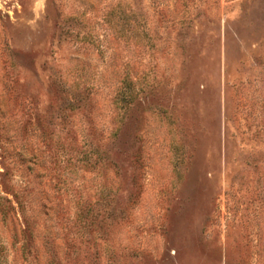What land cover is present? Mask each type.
Returning <instances> with one entry per match:
<instances>
[{
    "label": "rangeland",
    "instance_id": "obj_1",
    "mask_svg": "<svg viewBox=\"0 0 264 264\" xmlns=\"http://www.w3.org/2000/svg\"><path fill=\"white\" fill-rule=\"evenodd\" d=\"M0 264H264V0H0Z\"/></svg>",
    "mask_w": 264,
    "mask_h": 264
}]
</instances>
